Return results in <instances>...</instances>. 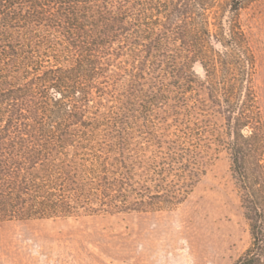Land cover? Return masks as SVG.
I'll list each match as a JSON object with an SVG mask.
<instances>
[{"label":"trees","instance_id":"1","mask_svg":"<svg viewBox=\"0 0 264 264\" xmlns=\"http://www.w3.org/2000/svg\"><path fill=\"white\" fill-rule=\"evenodd\" d=\"M253 1L0 0V221L174 210L214 140L251 236L231 264H264ZM197 83L224 119L209 143Z\"/></svg>","mask_w":264,"mask_h":264},{"label":"rangeland","instance_id":"2","mask_svg":"<svg viewBox=\"0 0 264 264\" xmlns=\"http://www.w3.org/2000/svg\"><path fill=\"white\" fill-rule=\"evenodd\" d=\"M241 21L257 58L264 117V0L243 9ZM196 71L202 75L199 65ZM194 87L190 101L209 143L223 133L224 119L205 87ZM152 116L141 112L134 126L152 125ZM211 141L205 174L176 209L0 221V264H231L251 236L228 153Z\"/></svg>","mask_w":264,"mask_h":264}]
</instances>
